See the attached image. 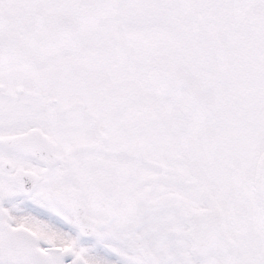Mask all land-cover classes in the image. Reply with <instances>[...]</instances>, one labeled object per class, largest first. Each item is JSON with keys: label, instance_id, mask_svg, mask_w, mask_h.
<instances>
[{"label": "flooded vegetation", "instance_id": "af4514ba", "mask_svg": "<svg viewBox=\"0 0 264 264\" xmlns=\"http://www.w3.org/2000/svg\"><path fill=\"white\" fill-rule=\"evenodd\" d=\"M264 0H0V264H264Z\"/></svg>", "mask_w": 264, "mask_h": 264}, {"label": "water", "instance_id": "95a60500", "mask_svg": "<svg viewBox=\"0 0 264 264\" xmlns=\"http://www.w3.org/2000/svg\"><path fill=\"white\" fill-rule=\"evenodd\" d=\"M254 168V188L256 189V198H258V208H260L261 225L264 229V148L259 152Z\"/></svg>", "mask_w": 264, "mask_h": 264}]
</instances>
